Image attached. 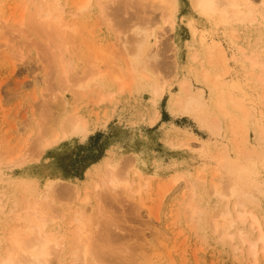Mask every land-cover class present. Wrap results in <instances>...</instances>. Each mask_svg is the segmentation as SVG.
Segmentation results:
<instances>
[{
    "label": "rangeland",
    "instance_id": "obj_1",
    "mask_svg": "<svg viewBox=\"0 0 264 264\" xmlns=\"http://www.w3.org/2000/svg\"><path fill=\"white\" fill-rule=\"evenodd\" d=\"M151 1L111 0L108 14L112 27L96 17L95 5L81 14L79 23L84 32L89 25L94 26L93 33L87 32L90 45L110 47L114 44L121 63L124 54L119 50L118 32L130 34L129 30L136 26L146 30V47L154 48V57L145 66L147 73L152 80L160 77L168 82L156 102L152 100L153 81L139 82L119 91L117 84L107 77L103 91L113 92L114 96L99 102L95 101L98 95L95 91L76 94L67 90L66 86L72 88V81L90 61L91 52L85 40H73L68 44V48L75 51L72 52V69L68 74L71 82L63 81L59 64L55 61L59 51L52 39H43L40 32L28 23L19 26L17 23L11 25L9 20L0 21V169L11 181L10 186L3 189L7 190L9 197L13 196L11 189L20 190L22 187L34 193L48 175L60 178L56 186L64 182L82 186L86 168L93 162L120 158V165L126 168L137 149L136 160L140 162L144 177L153 174L148 176L146 187L140 192L135 191L136 185L108 195L99 192V198L91 196L84 203L86 214L91 218L89 239L95 257L93 263L251 264L239 250L233 249L230 241H221L211 232L208 220L199 224H190L187 220L185 204L191 199V190L186 180L193 179L201 169L206 179L213 174V156L222 143L220 135L208 126L170 106V98L178 90V81L186 78L194 89H204L203 94L211 107L215 100L216 90L201 81L199 63L191 58L192 53L201 54L203 49L194 37L189 21H194L197 30L202 31L207 40L221 41L228 54L229 70L224 77L237 85L236 92L242 89V93L248 96L254 95L253 83L248 80L251 75L247 67L241 64L243 50L240 47L249 53L251 46L246 45V37L261 31L250 29L254 24L243 27L233 23L229 27L236 28V37H231L229 27L217 28L210 20L200 17L193 0H177L179 5L174 23L170 24L164 21L160 9L154 8ZM255 1L260 15L261 4L259 0ZM25 5L26 0H0V15L17 20L27 12ZM155 35L160 36L157 45L153 43ZM133 40L130 37L128 44L132 45ZM68 54L65 52V56ZM100 64L104 62L99 61ZM255 83L261 86L259 81ZM64 86L65 96L61 99L59 91ZM55 99L59 103L56 104ZM247 103L251 105L252 101L247 99ZM73 109L87 121V136L84 139L66 137L41 146L37 141L39 137L42 139L47 134L46 139L49 138V133L52 134L65 114ZM248 132L249 143H253V127ZM182 142H189V146L184 147ZM19 148H22L23 157L32 159L21 164L6 161ZM134 177L136 179V175ZM225 180L224 174L223 184ZM208 188L207 181L199 184L202 196H209L206 193ZM58 189L45 207L55 221L61 223L54 227L57 230L62 227L61 232H57L61 235L68 232L64 221L75 206V200ZM258 197V202L249 205L264 222V192ZM204 198L195 196L194 199L202 203ZM218 208L221 204L216 207L210 200L207 216ZM62 215L65 216L60 218ZM1 230L2 227L0 233ZM51 264L60 263L54 258Z\"/></svg>",
    "mask_w": 264,
    "mask_h": 264
},
{
    "label": "bare ground",
    "instance_id": "obj_2",
    "mask_svg": "<svg viewBox=\"0 0 264 264\" xmlns=\"http://www.w3.org/2000/svg\"><path fill=\"white\" fill-rule=\"evenodd\" d=\"M110 2L111 0H26L24 8L26 7L27 12L24 16L21 14L17 20H10L9 15L4 17L0 15V21L9 20L11 25L17 23L19 26L28 23L32 29L40 32L43 39H52L59 51L55 61L59 64L63 81L71 82L68 74L72 69L74 50L69 49L68 44L73 40H85L91 52L90 61L85 70L74 78L72 88L66 86L67 90L70 89L76 94L95 91L98 94L95 101L99 102L114 96L113 92L103 91L107 77L117 84L119 91L139 82L153 81L152 100L156 102L163 95L168 82L161 80L160 77L152 80L147 73L145 66L149 63L148 60L154 57V48L150 50L146 47V30L136 26L129 30L130 34L126 31H122L121 34L118 32L117 39L121 46L119 50L124 54L121 63L117 59L119 55L114 44H110V47L94 43L90 45L87 32L93 33L94 26L89 25L87 32H84L79 23L81 14L88 12L90 7L95 5L96 17L104 24H108V27H112L108 14ZM151 2L154 8L160 9L164 21L174 23L179 5L177 0ZM193 2L198 15L210 20L217 28L229 27L233 23L241 24L243 27L254 24L250 29L261 32L249 36L250 38L246 37V45L251 46L249 53L240 47L243 50L241 64L244 63L248 73L253 77V79L249 77L248 80H252V88H249L253 90L254 95L251 93L248 96L245 92L242 93V89L236 92L237 85L224 77L229 70L228 54L221 41L207 40L205 34L197 30L194 21L188 22L194 37L203 49L201 54L197 51L192 53L191 58L199 63L201 81L210 84L216 90L215 100L211 107L203 94L204 89L202 87L194 89L191 82L184 78L178 81V90L171 96L170 106L183 115L193 116L200 124L208 126L220 135L222 146L213 156V174L208 179L201 173V169L193 179H190L191 181L186 180L188 189L191 190V199L185 204L187 220L190 224L208 220L211 232L219 240L230 241L233 249L239 250L251 264H260L261 260L264 264V222L258 212L249 205L251 202H258V196L264 192V24H261L264 23V0H259L262 10L260 15L255 0H193ZM229 29L230 36L236 37V28ZM130 37L134 39L132 45L128 44ZM159 38L160 36H154V45L158 44ZM174 44L177 45L175 41ZM11 48L9 47L12 51ZM65 52L69 54L65 56ZM99 61H103L104 64L99 65ZM255 81H259L261 86L256 85ZM66 89L64 86L59 91V98H64L63 91ZM55 96L54 94V98ZM247 99L252 101L251 105L247 103ZM55 103L59 101L55 99ZM250 127H253L255 135L253 143H249L248 138ZM88 132L87 121L73 109L72 112L65 114L52 134L49 133V138L46 139V134L42 137L43 140L39 137L37 141L45 147L66 137L76 136L84 139ZM182 143L184 147L189 146V142ZM133 153L126 168L120 165V158H106L101 162H93L90 165L92 168L90 166L86 168V179L83 180L82 186L75 183L65 184L66 182L56 186L60 178L48 175L43 178L34 193L29 192V188L26 187L20 190L16 188L11 189L13 195L11 197L7 196V190L3 189L9 187L11 181L0 169V227H2L0 264H51L54 258L60 264L66 261L68 264H94V251L89 239L91 218L86 214L84 203L89 201L91 196L96 197L99 192L113 194L117 190H129L133 185H136L135 191L140 192L146 187L148 176L153 174L144 177L140 162L136 160L137 149ZM30 159L32 158L23 157L22 148H19L7 157L6 161L10 164H21ZM119 165L123 167H120L122 171ZM224 174L226 180L223 184ZM206 181L209 182V188L206 190L209 196H202L199 184ZM57 188L75 200V206L71 208L72 211L66 215L67 219L64 221L68 232L60 233L61 235L57 232H61L62 227L59 230L54 229L61 223L56 222L45 207L51 202ZM195 196L205 198L202 203H198L194 199ZM210 200L216 207L221 204V208L208 217Z\"/></svg>",
    "mask_w": 264,
    "mask_h": 264
}]
</instances>
